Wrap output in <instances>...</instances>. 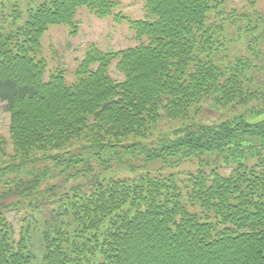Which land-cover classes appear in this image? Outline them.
I'll return each instance as SVG.
<instances>
[{"label": "trees", "instance_id": "trees-1", "mask_svg": "<svg viewBox=\"0 0 264 264\" xmlns=\"http://www.w3.org/2000/svg\"><path fill=\"white\" fill-rule=\"evenodd\" d=\"M143 2L145 17L129 19L117 0H47L14 11L21 23L0 31V100L10 116L9 139L0 136V264H264V58H230L226 25L208 18L217 0ZM82 8L125 21L139 43L90 45L72 81L59 69L46 79L43 36L51 26L76 34ZM210 109L231 116L202 122ZM165 119L178 122L174 137L154 143ZM136 152L147 164L197 168L37 191L49 177L34 171L38 163L88 172L95 160L107 170ZM26 205L15 238L5 212Z\"/></svg>", "mask_w": 264, "mask_h": 264}, {"label": "rangeland", "instance_id": "rangeland-1", "mask_svg": "<svg viewBox=\"0 0 264 264\" xmlns=\"http://www.w3.org/2000/svg\"><path fill=\"white\" fill-rule=\"evenodd\" d=\"M44 1L47 0H0V31L13 30L21 23L22 19H14V11L21 10L25 13L27 9ZM117 1L119 8L116 12H120L129 19H142L145 17L143 0ZM217 1L221 4L211 10L208 18L210 16V20L213 22L216 15V24L220 25L223 21V25H226V32L223 33L224 42H222L224 47L228 48L230 58H234L233 54L247 56L253 60L255 65L263 66L264 42L260 36L262 35L263 37L264 31V0ZM76 20L79 26L76 34H70L66 26H51L43 36L41 41L42 56L48 65L46 79L55 69H59L65 72L68 81H72L74 79L73 73L90 45H95L103 51L116 52L136 46L139 43L135 40L132 31L125 21L116 22L113 18L99 19L92 16L87 9H80ZM257 37L259 39L255 40ZM254 44L256 45L253 51H250L248 46ZM258 50L259 55L256 58L254 52ZM110 72L113 78H121L114 66L111 67ZM5 106L6 102L0 100V136L9 139L10 116ZM227 112L224 110L217 111L216 109L207 110L204 112L201 121L208 124L218 122L222 117L231 116ZM178 125V122H170L166 119L161 121L155 129L154 134H152L151 140L157 143L159 137H174L171 130ZM8 153H11L10 149ZM143 158L144 156L137 152L121 155L118 159L111 161L110 168L107 170L102 169V163L92 160L86 167L88 172L80 171L82 167L64 168L62 172H59L53 168L50 162H41L33 167L34 171L46 169L49 177L41 182L40 188L37 191L45 195L44 192L47 188L55 186V192L57 193L63 188L72 189L73 186L78 184H80V187L86 185L94 177H97V180H102L113 174L121 179L147 173L161 176L174 175L177 178H182L185 173L190 171L195 172L197 168V163L188 161L177 166L167 167L161 161L147 164ZM204 158L210 161L216 159V157L212 156H204ZM215 163L218 165L219 170L221 168L223 174L230 172L231 167H224L221 164V158H217ZM82 188V190L86 189L84 186ZM7 199L16 200L14 203L23 200L19 196H10ZM28 209L26 205L19 209L12 207L5 212L7 219L14 226L15 238L21 232L22 226L26 225L24 224V220L27 212L29 214ZM42 221L41 217H39V222L41 223ZM36 261L38 264L39 259L37 258Z\"/></svg>", "mask_w": 264, "mask_h": 264}]
</instances>
